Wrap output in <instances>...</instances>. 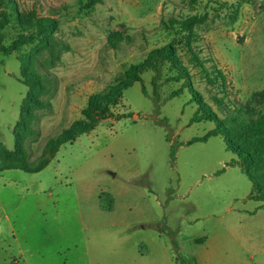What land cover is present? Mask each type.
Here are the masks:
<instances>
[{"label":"rangeland","instance_id":"rangeland-1","mask_svg":"<svg viewBox=\"0 0 264 264\" xmlns=\"http://www.w3.org/2000/svg\"><path fill=\"white\" fill-rule=\"evenodd\" d=\"M15 2L5 44L21 22L55 18L57 27L46 43L0 54V161L33 165L48 155L52 139L86 120L89 97L107 93L130 65L170 42L167 24L188 15L208 14L195 27V48L206 68L225 71L228 99L264 89V0L244 4L236 20L237 0ZM178 48L188 79L164 81L155 98L146 72L113 117L63 144L43 170L0 171V264H179L216 235L226 240L219 264H264V202L249 198L251 168L232 164L239 156L225 135L189 143L216 126L192 122L191 89L220 114L214 97L224 92ZM169 74L166 68L162 80ZM31 78L42 87L30 88ZM29 96L41 103H27Z\"/></svg>","mask_w":264,"mask_h":264},{"label":"trees","instance_id":"trees-1","mask_svg":"<svg viewBox=\"0 0 264 264\" xmlns=\"http://www.w3.org/2000/svg\"><path fill=\"white\" fill-rule=\"evenodd\" d=\"M91 1L94 3L98 0ZM256 3L257 0H237L232 19H238L239 9L244 4L255 5ZM260 5L264 9V2ZM17 14L15 0H0V54L9 56L20 51L24 46L34 43L37 39L46 43L48 40L46 37L51 35L57 27V19L55 18H36L30 23L21 22L19 23L21 32L10 44H5L3 30L17 17ZM207 18L208 14L204 13L188 15L179 20H171L167 24L168 28L174 30V37L170 42L151 49L142 62L130 65L124 76L116 81L107 93H96L89 97L88 104L82 111L88 121L78 120L58 138L52 139L48 143L49 154L43 156L36 164L31 165L11 158L8 161H0V171L24 169L30 172H39L43 170L63 144L74 142L82 134L94 129L101 120L113 117L114 108L122 104L125 90L134 83L142 81L143 74L146 72H153L151 82L154 87L155 98L159 95L158 90L164 81L180 82L185 78L188 79L190 77L189 70L178 48V45L183 44L186 51L192 55L190 63L201 68L205 81L212 86H221L224 92V96L214 97L215 103L220 107L221 115L211 104L204 100L198 90L191 89L192 101L198 104L192 122L214 121L216 126L204 136L193 138L189 143L207 141L212 136L225 135L227 148L239 156V160L232 161V164H248L251 168V171H248V176L252 182V191L249 198L264 202V89L254 91L245 101L227 98V85L229 82L225 71L216 64H213L210 70L206 68L205 63L207 60L202 59L199 56L200 51L195 48V44L199 41V35L195 32V27L205 23ZM115 40V38L112 39V41ZM166 68L171 71V74L166 75L162 80ZM28 85L30 88L42 87L39 80L35 78H31ZM183 87L174 90L170 96L173 97L182 93ZM143 91L147 94L145 87H143ZM25 101L36 105L41 103L33 96L25 98ZM21 110V114L26 111L23 106ZM16 125L26 128L23 120H19ZM14 132L19 140L20 137L16 129ZM7 153L8 156L14 155L11 151H7ZM221 172L223 170L219 173ZM260 208L264 209V204ZM177 261L179 264H198L196 257L178 258Z\"/></svg>","mask_w":264,"mask_h":264},{"label":"crops","instance_id":"crops-1","mask_svg":"<svg viewBox=\"0 0 264 264\" xmlns=\"http://www.w3.org/2000/svg\"><path fill=\"white\" fill-rule=\"evenodd\" d=\"M260 211V210H258ZM226 240L219 238L217 235L212 237H207L203 241V248L197 254L196 258L198 264H219V258L224 252L223 244H226Z\"/></svg>","mask_w":264,"mask_h":264}]
</instances>
